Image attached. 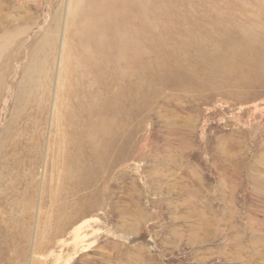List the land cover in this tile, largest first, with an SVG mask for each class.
I'll return each instance as SVG.
<instances>
[{
    "label": "rangeland",
    "instance_id": "rangeland-1",
    "mask_svg": "<svg viewBox=\"0 0 264 264\" xmlns=\"http://www.w3.org/2000/svg\"><path fill=\"white\" fill-rule=\"evenodd\" d=\"M71 1L0 0V264H31L32 256L51 264L48 250L31 251L66 202L71 220L79 218L74 227L85 226L68 264H264V71L243 48L264 49V1L161 0L175 6L166 13L152 5L146 43L160 47L139 53L150 70L126 68L117 54V77H100L102 98L117 94V142L101 193L90 187L65 198L53 85L36 93L25 80L45 38L39 56L54 80L59 44L70 45ZM238 42L242 59L212 67ZM66 88L63 98L72 99L66 92L76 88ZM82 195L89 200L77 204Z\"/></svg>",
    "mask_w": 264,
    "mask_h": 264
},
{
    "label": "bare ground",
    "instance_id": "bare-ground-1",
    "mask_svg": "<svg viewBox=\"0 0 264 264\" xmlns=\"http://www.w3.org/2000/svg\"><path fill=\"white\" fill-rule=\"evenodd\" d=\"M162 1L72 0L71 4L69 3L70 5H67L68 8L66 10L64 22V27L67 25L72 28L69 37L70 45L67 46V39H63L59 44L60 53L58 60H55L57 64L56 67L54 66L56 70L54 80H51L52 76L49 77L51 73L46 69V63H49L46 60L48 57L42 56L41 58L39 56V53L44 49L47 43L46 38L43 40V43L40 44L41 47L39 51L36 52L37 55L35 54L32 56L31 65L27 71L25 82L27 81V83L33 84V87H31L30 84L31 90L36 93L43 91L42 94L48 91L47 89L53 85V90L50 92V95L49 92L47 93L48 99L50 97V101L52 102L50 106V111L52 113L50 114L52 115L51 119H53L52 125L54 133L58 138L61 137L62 139L64 137L63 142L65 151L63 150V155H60L62 159V169L58 172L60 173L58 181L60 185L62 182L65 184L64 187L59 185V189H61L65 198L66 196L69 197V195L74 196L80 194L90 187H93V192L95 194L99 195L101 193L100 185L97 184L104 182L103 180L106 178L103 167L109 156V152L112 150L111 147L117 142V94H114L112 100H110V98H102L104 91L102 90L100 77H104V75L107 74L115 75V78L117 77V54L120 58L124 57L127 59V64L125 63L126 68L133 67L137 72H144L149 69V61L141 59V54L139 53L142 50L141 48H145L143 46L144 44H148V48H154L153 50H157L155 49L156 46L157 48L160 47V44L156 45L154 41L151 43L147 41L148 43H146V40L150 39L148 36L149 27H147V24L154 18L152 5L154 7L161 6V9L159 7L157 9L160 11L162 10V13L167 12L168 6L175 7L174 4H168L167 2H165V4ZM164 28L165 27H163V29ZM224 33L225 32H223V34ZM51 46L52 44L50 47ZM220 47L221 46H219V48ZM238 47H242L240 42H238L237 46L231 49L230 52L226 51L224 55L212 57L213 59L210 63L212 67L216 70H224L228 68L229 62L235 65L232 60L237 57L242 59L243 56H241V53L244 52L242 49L244 48L245 50L246 48V50L253 51L251 52V63L259 70L264 71V49L258 50V48H252V46L247 43L244 44L241 50L237 49ZM2 48L3 46H0V53L2 52L1 50H3ZM167 54L169 53L167 52ZM153 74L154 73H152V75ZM76 76L78 78L74 82V77ZM68 78L69 80L72 78L71 84L68 82ZM113 81L114 80H112V82ZM67 85L75 87L77 92L76 94L73 92H66V97L72 98L69 100H67L68 98L65 100V94L63 92L61 93L62 88L67 90ZM91 86L94 87V91H91L93 90ZM95 88L98 90H95ZM136 88L138 87H135V89ZM72 94L76 96L73 97ZM45 97V95L40 96V98L38 97L39 105L44 106L43 102H45ZM73 102H75L76 105ZM85 148H87L88 152H85ZM111 163L112 165L110 167L113 169V166L117 163V155ZM53 166L54 165H52V170L54 169ZM109 172H111V170H108L106 174ZM59 189L56 191H59ZM55 195L56 194L53 192L50 196L51 199L54 198ZM87 198L88 195H82L78 198L76 203H85L89 200ZM95 201L96 198L93 200V207L96 205ZM70 206L71 205H68L66 202L64 203V207L60 206L58 207L60 208L58 211L54 210L57 218L54 223L50 222V224L52 223L51 225L47 224L45 226L48 228V233L46 237L43 238L45 241H43L42 244L38 243L35 248H32V255H37L39 253L37 250H39L40 253L48 250L49 256H52L50 261L51 264H68V252L69 250H74L78 244L82 243V230L85 227L81 225L76 228L74 227L79 218L77 217L75 220H71L73 213L68 211ZM22 235L24 236L25 234ZM68 237L71 238L70 241H68ZM30 262L31 264L33 262L36 263L33 256Z\"/></svg>",
    "mask_w": 264,
    "mask_h": 264
}]
</instances>
